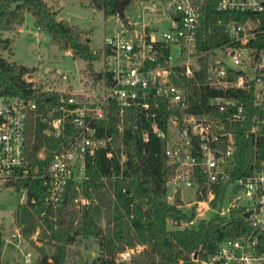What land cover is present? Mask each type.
<instances>
[{
  "label": "built area",
  "instance_id": "2783aa9c",
  "mask_svg": "<svg viewBox=\"0 0 264 264\" xmlns=\"http://www.w3.org/2000/svg\"><path fill=\"white\" fill-rule=\"evenodd\" d=\"M131 1L136 5L132 17L125 12L130 27L122 22L123 28L104 43L108 52L102 68L106 63L109 81L102 78L96 85L87 86L80 82L76 91L59 92L56 106L47 113L38 112L34 99L0 93V182L46 176L48 199L56 205L69 184L78 188L87 179V163L96 151L112 146V136L98 135V122L106 119L111 105L119 108V130L123 129L125 111L134 108L148 122L145 139L152 132L165 141L164 155L174 168L167 182L168 201L175 202L179 197L185 202V187H196V195L198 191L202 193L198 181L202 177L207 184H227L224 199L228 204H223L221 213L237 206L243 207L244 213L250 212L246 218L253 230L249 234L225 239L207 259H200L198 252L193 259L201 264H264V167L234 177L237 146L232 130V124L250 115L245 102L232 94L236 88H254L256 112L251 132L264 126V38H260L264 34V0H218V10L243 16L228 20L227 40L210 48L201 43L206 39V34H201L205 0H130L126 6ZM162 16H166L164 28L154 24ZM58 73L62 74L60 70ZM62 77L66 79L67 75ZM180 78L198 86L207 83L219 90L208 109L193 108L191 85L177 83ZM57 109L60 114L53 117ZM36 114L48 122L44 129L48 135L60 136L68 127L73 129L45 173L32 166L26 155L27 129L30 117ZM162 115H166L164 119ZM112 154L110 149L107 156ZM39 157H44L43 150ZM214 197V189L209 188L207 198L195 197L189 203L197 204V209L205 213L212 206L205 208L204 204L211 205ZM75 202L84 205L90 201L78 195ZM22 237L16 226L9 240ZM140 247L121 252V258H131ZM30 257L31 253L25 255L26 263H30Z\"/></svg>",
  "mask_w": 264,
  "mask_h": 264
},
{
  "label": "trees",
  "instance_id": "16d2710c",
  "mask_svg": "<svg viewBox=\"0 0 264 264\" xmlns=\"http://www.w3.org/2000/svg\"><path fill=\"white\" fill-rule=\"evenodd\" d=\"M55 1L0 0V93L34 99L39 106L38 112L44 110L45 113L56 106L59 92L26 79L28 66L11 58L14 38L5 35L6 31H13L23 24L26 13L33 14L35 26L44 30L61 50H70L75 57L86 61L87 82L96 84L102 78L110 79L106 63L100 70L94 67V62L101 56L104 61L108 52L105 46L93 49L77 25L69 19L58 18V8L53 5ZM119 1L88 0L106 16L117 14ZM217 1L203 2L201 34H206V39L201 43L206 48L226 41L225 23L243 16L218 10ZM260 38L263 39L264 34ZM254 44L261 46L257 41ZM5 51L9 56L4 54ZM177 83H190L191 101L197 111L208 109L212 96L219 92L207 83L198 86L185 78H180ZM232 94L245 102L250 114L243 122L232 124L237 146L233 173L234 177H241L264 167V126L251 132L256 112L254 88H236ZM59 114L57 109L53 117ZM165 116L162 115L163 119ZM118 120L119 108L111 105L106 119L98 122V135L112 136V146L109 144L96 151L87 163V179L78 188L74 183L69 184L56 205L48 199L46 176L5 184L15 186L21 192L23 187L26 189V201L18 204L14 219L23 237L29 238L39 253L29 264H68L76 254L72 247L89 236L98 244V254L92 264H201L193 259V254L198 252L200 259H207L216 253L225 239L253 230L244 216L243 207H232L226 213L219 211L225 203L227 184L224 182L207 184L202 177L198 179L199 189H202V193L197 192L198 200L208 197L209 188L215 191L211 200L212 213L208 217L195 221L197 204L185 210L180 206L183 202L179 197L175 202L168 201L167 182L174 174V168L164 155L165 141L152 132L145 139L148 122L134 108L125 111L122 130L117 127ZM47 126L48 122L36 114L30 117L26 135V155L40 173L47 171L55 152L68 142L73 130L70 126L65 134L53 136L44 132ZM162 126L166 127L164 123ZM110 149L113 151L111 157L107 156ZM41 150L44 157H39ZM78 195L87 197L90 202L77 204L75 198ZM34 234H37L35 238L32 237ZM2 241L0 232V258ZM138 246L142 248L131 258H121V252Z\"/></svg>",
  "mask_w": 264,
  "mask_h": 264
},
{
  "label": "rangeland",
  "instance_id": "374dc122",
  "mask_svg": "<svg viewBox=\"0 0 264 264\" xmlns=\"http://www.w3.org/2000/svg\"><path fill=\"white\" fill-rule=\"evenodd\" d=\"M53 5L58 8V18L69 19L77 25L95 50L101 49L106 39L123 28L122 20L117 14L106 16L102 10L90 5L88 0H57ZM135 8L136 5L131 1L126 6V14L131 15ZM165 19L166 16H162L158 23L153 22L164 28L166 26ZM145 20L150 21V18H145ZM5 35L14 38L11 58L31 68L25 75L27 80L41 84L45 89L58 92L71 89L76 91L80 88L81 83L96 85L85 79L87 76L86 61L75 57L72 51L61 50L54 44L44 30L35 26L33 14L26 13L23 24L13 31H6ZM4 54L9 56L8 51H5ZM101 58L102 56L94 62L95 69L102 68L103 59ZM58 70L67 75V78L63 79ZM195 197L196 187L184 188L185 202L182 206L185 210L192 208L194 203L189 202ZM25 201L26 192L18 191L15 186H8L0 182V232L3 239L0 264H29L25 262L26 254L31 253L30 263L39 255L29 238L9 240L16 229L14 211L20 202ZM225 204H228L227 198ZM204 206L206 208L211 205L204 204ZM211 213L210 210L204 213L196 209L195 221L198 218L210 216ZM170 225L172 226V224ZM35 235L32 237H36ZM72 248L76 252L75 258L71 259L68 264H92L98 254L97 240L90 236L83 238ZM48 251L52 252V249L48 248Z\"/></svg>",
  "mask_w": 264,
  "mask_h": 264
},
{
  "label": "water",
  "instance_id": "95a60500",
  "mask_svg": "<svg viewBox=\"0 0 264 264\" xmlns=\"http://www.w3.org/2000/svg\"><path fill=\"white\" fill-rule=\"evenodd\" d=\"M130 0H120L117 5V15L121 18L122 22L126 27H130V23L128 18L125 15V6ZM133 33V31H132ZM31 70L30 67H28V71ZM250 212H246L244 214L245 217H248Z\"/></svg>",
  "mask_w": 264,
  "mask_h": 264
}]
</instances>
